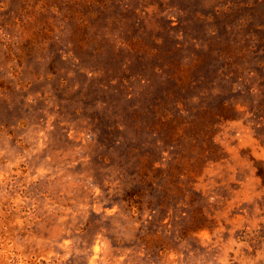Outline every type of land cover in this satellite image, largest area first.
Listing matches in <instances>:
<instances>
[{
    "label": "rangeland",
    "instance_id": "obj_1",
    "mask_svg": "<svg viewBox=\"0 0 264 264\" xmlns=\"http://www.w3.org/2000/svg\"><path fill=\"white\" fill-rule=\"evenodd\" d=\"M0 264H264V0H0Z\"/></svg>",
    "mask_w": 264,
    "mask_h": 264
}]
</instances>
